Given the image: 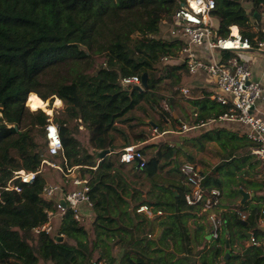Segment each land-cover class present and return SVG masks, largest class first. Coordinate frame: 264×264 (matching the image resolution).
I'll use <instances>...</instances> for the list:
<instances>
[{"label":"trees","instance_id":"trees-1","mask_svg":"<svg viewBox=\"0 0 264 264\" xmlns=\"http://www.w3.org/2000/svg\"><path fill=\"white\" fill-rule=\"evenodd\" d=\"M181 2L186 0H0V264H91L94 253L109 264H170L176 252L188 264H234L224 259L225 243L230 245L232 229L239 239L245 237L244 230L255 224L257 206L246 224L234 210L222 213L223 230L210 241L202 224L190 237L178 222L183 216L179 212L189 206L182 198L188 188L166 187L158 173L164 166L159 159L170 157L173 147L164 153L159 144L142 167L138 161L124 163L120 152L114 153L113 132L121 131L115 123L132 119L127 116L131 109L145 101L164 117L174 102L173 94L166 97L159 91L174 90L180 82L177 70L185 65L176 59L185 41L163 36L162 25L171 21ZM261 9L264 0H216L211 12L215 30L226 36L229 26L236 25L256 44L264 39V27L254 15ZM222 53L223 60L234 54ZM144 73L146 85L140 84L141 89L122 83L131 75L141 80ZM43 81L46 91L39 89ZM32 93L49 98L50 108L54 97L56 104L62 103L52 118L63 153L53 159L62 162L64 156L68 166H77L76 172L88 179L93 206L81 220L70 209L58 214L59 193L44 195L48 182L41 158L48 115L28 109ZM192 103L199 110L189 127L218 118L227 109L208 98ZM81 129L84 139L79 137ZM131 131L138 140L148 137ZM206 135L215 140V130ZM104 149L113 152L99 158ZM18 170L36 172L34 181L15 178ZM214 173L205 175L202 183L210 186ZM142 175L150 180L147 187H142ZM9 183L19 185L20 191L7 188ZM143 204L150 213L137 211ZM48 212L59 215L58 228L35 234L33 227L43 223ZM153 229L157 235L151 238ZM256 230V235H264L261 228ZM234 256L235 264H264L262 246H246Z\"/></svg>","mask_w":264,"mask_h":264},{"label":"built area","instance_id":"built-area-1","mask_svg":"<svg viewBox=\"0 0 264 264\" xmlns=\"http://www.w3.org/2000/svg\"><path fill=\"white\" fill-rule=\"evenodd\" d=\"M216 6V0H186L183 7H178L172 14L173 29L171 33L183 39L185 43L181 46L177 61L184 63L189 74L202 72L208 81L215 84L211 98L216 102L225 105L226 111L218 116L219 120L240 122L247 126L246 136L253 143L251 154L261 163H264V89L258 81L252 78V72L247 62L239 57L241 51L257 49L264 51V39L251 40L237 32H233L234 25L229 26L226 36L219 35L214 26L212 10ZM264 18V13H263ZM176 32V33H175ZM232 51L234 54L228 59L205 60L201 58L197 51L209 53H220L221 51ZM168 57H163L166 61ZM123 84H141L137 75L122 78ZM181 92L187 93V88H180ZM48 121L45 125V139L47 146L42 154L41 165L56 168L64 175L63 183L48 182L43 186L46 197H53L59 193L57 202L58 214H62L65 209L73 212L74 218L78 221L89 214L93 202L88 194L89 185L87 177H81L76 172L77 166H68L63 156L62 162L57 163L53 157L63 153V144L59 134V128L53 121V114L46 113ZM214 122L215 119H210ZM193 126L181 125L182 130H189ZM156 130V128H154ZM119 160L124 163L138 161L139 167L145 163V157L134 144L124 146L120 150ZM180 172L188 189L182 193V198L186 205L198 206L206 213L209 223L211 238H216L223 230L225 220L219 210L221 192L219 189L205 188L202 184L204 174L195 166L193 162L185 161L180 166ZM36 172H26L24 170L15 171L14 177L19 178L23 183L34 181ZM66 185V190H63ZM9 189L20 191V186L16 183H9ZM64 200L65 205L61 204ZM138 212L150 213L148 205H140ZM241 220L248 218V213L239 209H234ZM160 213V211H158ZM51 212L47 213V219L33 227L35 234L40 232L51 233L53 231V217ZM254 225L264 227V209H261L257 216H254ZM246 244L258 245L259 241L251 230L248 231ZM91 264H109L106 260L94 255Z\"/></svg>","mask_w":264,"mask_h":264},{"label":"crops","instance_id":"crops-1","mask_svg":"<svg viewBox=\"0 0 264 264\" xmlns=\"http://www.w3.org/2000/svg\"><path fill=\"white\" fill-rule=\"evenodd\" d=\"M197 54L205 60L224 61L222 51L218 54L197 51ZM238 54L241 59L247 62L252 72V78L258 81L264 89V51L253 49L241 51ZM180 71L177 70L179 73ZM185 71L187 72L186 69ZM199 73L203 74L202 72L196 74ZM187 82H189V85L195 86V89L189 90L187 88V93L176 91L174 102L168 104L170 111L168 114H164V117L147 102L141 101L127 113V116L132 117V119L117 121L115 124L121 131L113 132V142L116 145L114 153L120 152L124 146L134 144L137 149L142 148L143 156L148 158L159 149V144L164 153L169 151L168 147H173V153L170 157H166V154H164L159 159L164 166L158 173L166 180V187L170 186L172 189H176L175 187L178 185L183 190L189 188L183 180L180 166L183 162L190 161L204 176L212 171L214 172L215 169L209 183L210 186L215 185V188L221 192V203H219L221 214L226 211L240 209L249 215L252 212V207L257 206L258 210L253 215L257 216L261 209H264V163H261L251 154L253 143L246 136L247 126L240 122L215 118L214 122L207 119L203 124H193L195 125L194 128L182 130L181 125L189 126V123H193L195 112L199 110V105L192 103V101L206 98L211 100L215 88V84L208 81L206 76L205 78L204 76L203 78H195L194 81L190 79ZM217 107L222 108L219 105ZM174 120H176V123ZM131 130H134L135 133L145 132L148 137L145 140H138ZM214 130L215 140H208L203 137L207 136V132L213 134ZM217 130H220V137L217 136ZM240 137H244L241 139L245 140H240ZM243 141L251 142V145L248 146L244 143L242 145ZM202 151L210 153L211 158L203 155ZM140 179L144 185L150 184L147 177L142 175ZM202 184L205 188L210 187L207 183H205L206 185L204 182ZM240 190L245 191L247 194L243 196ZM179 213L183 216L178 218V222L186 226V231L190 237H192L193 230L200 224L204 225L205 232L210 233L206 213L202 212L198 206L183 207ZM249 230L250 228L244 230L245 237L241 239L237 237L235 229L231 230L232 232L229 234L231 243L228 247L230 254L226 259L224 258L225 260H229L234 264L237 262L234 255L241 253L243 248L248 246L246 240ZM256 237L259 241L257 246L264 248V235H256ZM226 249V246H224V251ZM194 257L198 259L199 255L195 253Z\"/></svg>","mask_w":264,"mask_h":264},{"label":"rangeland","instance_id":"rangeland-1","mask_svg":"<svg viewBox=\"0 0 264 264\" xmlns=\"http://www.w3.org/2000/svg\"><path fill=\"white\" fill-rule=\"evenodd\" d=\"M263 13H264V10L263 9H261L260 10V13H259V19H260V23L262 24V26L264 27V18H263ZM218 25H217V21H216V27H217ZM174 27H173V25H172V17H171V21L169 22V23H165V24H163L162 25V34H163V36H165V37H172V38H177V35H173L172 33H171V30L173 29ZM176 33V32H175ZM179 64L180 63H182V62H178ZM177 63V64H178ZM184 64V63H183ZM186 69V68H185ZM185 69H181V71H180V82L175 86V88H174V90H171V91H164L163 89H161L159 92L161 93V94H163V95H165L166 97H169L171 94H173L174 96H175V93H177L176 91H178L180 88H182V87H186V88H188L189 90H193V89H195V86H191V85H189V82H187V80H192V81H194V79L196 78V79H198V78H203V76H204V78H205V74L203 73V74H196V75H189L186 71H185ZM49 75H50V73H48ZM53 74V72L51 73V75ZM203 75V76H202ZM188 77H189V79H188ZM170 79H166V81H169ZM44 82L45 81H43V84H41L40 86H39V89L41 90V91H46L47 90V88H45L44 87ZM165 84H167V83H165ZM164 84V85H165ZM181 91V90H180ZM30 97H31V95H30ZM29 97V104H27L26 103V106L28 107V109L29 110H32V109H34V108H32V106H31V98ZM56 99H57V97H54L53 98V100H52V105H51V109H52V114L54 115L55 113H56V111L59 109V108H61L62 107V104H56ZM212 99V98H211ZM45 101V103L46 104H48V102H49V98L48 99H46V100H44ZM166 101H168V99L166 100ZM168 103V102H167ZM30 106V107H29ZM48 106V105H47ZM47 106H46V109H47ZM50 108V107H49ZM37 109H41L42 111H44L42 108H37ZM165 109H166V107H165ZM34 110H36V109H34ZM45 113H47L46 111H44ZM180 129V128H179ZM179 129H177V130H179ZM85 131H84V129H81V132H80V135H79V137L80 138H82V139H84L85 138ZM188 147H190V146H188ZM190 152V151H189ZM202 153H203V155H205L206 157H208V158H211V155H210V153H204L203 151H202ZM42 154H44V152L42 153ZM57 163H59V162H57ZM43 171H42V173H44V176H45V179H46V182H55V183H62V181H60L61 180V175L59 174V172H58V170L56 169V168H53V167H49V166H47V165H45V166H43V169H42ZM63 174V173H62ZM131 179L132 180H136V177L135 176H132L131 177ZM148 185H142V187H147ZM58 211H59V209H58ZM203 212V211H202ZM59 221V215H57L56 217L54 216L53 217V229L56 231V228H58V226L56 225L57 224V222ZM259 226H257V225H254V226H252L251 228H250V230L253 232V233H256V234H259V232H257V228H258ZM53 232V231H52ZM51 232V233H52ZM157 235V232L153 229V231L151 232V238L152 237H154V236H156ZM206 240L207 241H210L211 240V234L210 233H208L207 235H206ZM172 248V247H171ZM115 252H117V251H115ZM94 255H98V253H94ZM182 255L183 254H179V252H176L175 254H174V258H172V263H170V264H187V261H185V260H183V258H182Z\"/></svg>","mask_w":264,"mask_h":264},{"label":"water","instance_id":"water-1","mask_svg":"<svg viewBox=\"0 0 264 264\" xmlns=\"http://www.w3.org/2000/svg\"><path fill=\"white\" fill-rule=\"evenodd\" d=\"M179 6L180 7H183L184 6V2H181L180 4H179ZM255 14V16L257 17L258 16V14L257 13H254ZM127 85H129V86H131L132 88H136V89H141V85L143 86V85H146V74L144 73L143 75H142V77H141V85H139V84H134V83H129V84H127ZM107 153H109V149H104V150H102V151H100L99 153H98V156H99V158H102L105 154H107ZM174 192L177 194V191L176 190H174ZM240 192L243 194V196H245L247 193L245 192V191H243V190H240ZM178 195V194H177ZM61 204L62 205H65V203H64V200L62 199L61 201ZM243 223L244 224H246V221H243ZM259 228H261L262 230H264V227L263 226H259ZM249 236V233H247V237ZM225 246H226V250H225V256H224V258L226 259L227 257H228V255L230 254L229 253V249H228V247H229V244L226 242L225 243ZM190 264H196L195 262H191Z\"/></svg>","mask_w":264,"mask_h":264},{"label":"bare ground","instance_id":"bare-ground-1","mask_svg":"<svg viewBox=\"0 0 264 264\" xmlns=\"http://www.w3.org/2000/svg\"><path fill=\"white\" fill-rule=\"evenodd\" d=\"M233 32L234 33L237 32V27L235 25L233 27ZM30 98H31V106H32V108H34V109L42 108L47 113H51L52 112V109L49 108L47 106V104L45 103V101L41 97H39L36 93H32ZM46 106H47V109H46Z\"/></svg>","mask_w":264,"mask_h":264},{"label":"clouds","instance_id":"clouds-1","mask_svg":"<svg viewBox=\"0 0 264 264\" xmlns=\"http://www.w3.org/2000/svg\"><path fill=\"white\" fill-rule=\"evenodd\" d=\"M62 104V103H61Z\"/></svg>","mask_w":264,"mask_h":264}]
</instances>
